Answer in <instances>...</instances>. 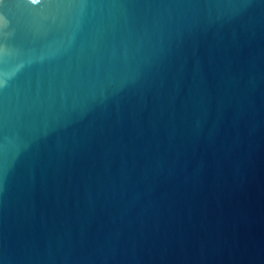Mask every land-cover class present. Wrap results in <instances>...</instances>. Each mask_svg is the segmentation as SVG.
I'll return each instance as SVG.
<instances>
[{
  "label": "water",
  "instance_id": "water-1",
  "mask_svg": "<svg viewBox=\"0 0 264 264\" xmlns=\"http://www.w3.org/2000/svg\"><path fill=\"white\" fill-rule=\"evenodd\" d=\"M0 264H264V0H0Z\"/></svg>",
  "mask_w": 264,
  "mask_h": 264
}]
</instances>
